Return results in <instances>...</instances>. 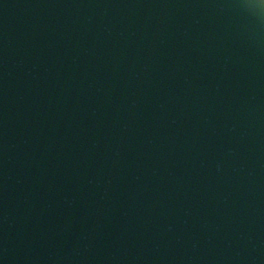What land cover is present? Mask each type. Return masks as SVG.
Segmentation results:
<instances>
[{
	"label": "water",
	"instance_id": "obj_1",
	"mask_svg": "<svg viewBox=\"0 0 264 264\" xmlns=\"http://www.w3.org/2000/svg\"><path fill=\"white\" fill-rule=\"evenodd\" d=\"M0 264H264V2L0 0Z\"/></svg>",
	"mask_w": 264,
	"mask_h": 264
},
{
	"label": "clouds",
	"instance_id": "obj_2",
	"mask_svg": "<svg viewBox=\"0 0 264 264\" xmlns=\"http://www.w3.org/2000/svg\"><path fill=\"white\" fill-rule=\"evenodd\" d=\"M262 2H264V0H262Z\"/></svg>",
	"mask_w": 264,
	"mask_h": 264
}]
</instances>
